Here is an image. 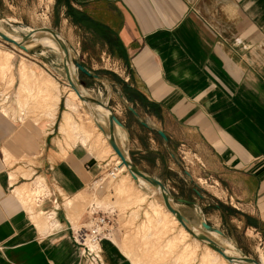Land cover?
I'll return each instance as SVG.
<instances>
[{
	"label": "crops",
	"instance_id": "1",
	"mask_svg": "<svg viewBox=\"0 0 264 264\" xmlns=\"http://www.w3.org/2000/svg\"><path fill=\"white\" fill-rule=\"evenodd\" d=\"M15 2L0 0V6L8 5L12 11V15L4 16L0 7L1 21L12 28L43 27L23 23ZM70 3L81 19L90 22L91 29L72 23L65 13L61 27L54 28L76 48L74 52L83 64L99 76L90 78L75 71L84 94L108 104L122 122L116 124L115 136L124 154L143 172L165 184L175 205L195 229L226 248L231 243L237 255L257 258L264 264V0ZM68 26L71 32L62 29ZM17 33L23 38L28 32ZM35 41L36 37L27 42V47L31 46L27 52L9 43L15 54L11 98L16 95L18 100L19 66L25 58L39 73L27 82L38 84L44 91L40 78L49 76V80H43L52 78L58 83L60 99L54 109L46 111L47 117L7 116L0 110V264H86L82 247L73 238L72 229L77 224L72 226L66 212L50 232H41L46 229L40 223L41 215L29 208L33 195L23 193L30 184L26 180L42 174L51 194L58 198H72L90 187L100 194L110 191L113 204L101 211L115 213L113 233L118 238L124 236L125 229L118 221V209L112 210L118 201L114 196L131 195V179L139 185L128 170L116 186L120 177H107V170L113 169L120 157L103 139L98 147L101 155L92 150L99 131H104L95 121L93 107L87 103L83 107L79 96L74 103L88 126L95 125L92 120L96 122L95 136L89 141L92 133L80 127L77 114L78 121L74 116L65 117L73 89L66 78L63 55L51 46L35 45ZM95 111L102 125L100 116L105 119L108 129V119ZM68 128L79 130L76 143L65 134ZM8 153L17 161H36L37 170L25 177L19 172L24 167L8 166ZM15 172L20 175L18 180H14ZM141 181L157 191L146 180ZM52 201L51 195L44 198L39 208L51 210ZM158 201L151 203L148 215L155 216L159 223L171 217L180 224L165 203ZM91 208L100 210L97 202ZM91 217L87 214L82 220ZM202 220L225 235L213 236L202 229ZM180 229L182 235L191 236L183 232L181 224ZM180 239H172L171 245ZM192 239L198 241L203 253L223 257L206 243ZM120 244L103 240L106 264H136L134 255H127L133 253ZM189 247L185 243L187 256L194 254ZM137 264L143 262L138 259Z\"/></svg>",
	"mask_w": 264,
	"mask_h": 264
},
{
	"label": "rangeland",
	"instance_id": "2",
	"mask_svg": "<svg viewBox=\"0 0 264 264\" xmlns=\"http://www.w3.org/2000/svg\"><path fill=\"white\" fill-rule=\"evenodd\" d=\"M0 7L2 8L1 10L2 15L4 16L12 15V11L8 9L10 8L8 5L3 4ZM15 8H20V11H18L17 14H18V18L22 20L23 23L41 25V26H51V27H55L54 25H59L58 27H61L60 26L61 16L65 13L67 17L71 19L72 23L83 25L87 29H91L90 22L81 19L79 15H77V12L74 9V7L71 5L70 0H16ZM0 28H3L11 33H15L16 35H18L17 32H19L20 30L26 32H32L34 30L29 27H23L21 29L17 27L12 28L10 25L4 23L1 20H0ZM62 29L65 30L66 32H71L70 26L66 28L63 27ZM44 35H51V34L49 32H44L41 33L40 35H37L36 39L37 38L43 39ZM0 42H1L0 44L1 55L2 56L8 55L9 57H11L10 62L7 64V66L2 67L0 65V110L6 113L7 116L13 114L14 116H18L21 118H26L32 115H35L37 117H41L42 115L43 117L49 116V112L46 111L52 110L53 106H56L58 104V100L60 99V98L58 99V96L60 97V87L58 83L55 80H53L57 83V87L55 86L54 91L51 93L49 90H45V91L40 90L41 88L39 87V85L33 82H28L26 87H23L22 78H21L20 88L18 92V100H16V95L13 98H11L10 90L12 88V85L14 84V80H13L14 66L12 65V61L15 60L14 59L15 54L11 51L10 48L11 45L9 43H5L1 40ZM21 51L23 50L21 49ZM117 52H118L117 54L120 55L119 51ZM58 53L60 55H64V52H58ZM9 54H12V56H10ZM21 61L19 66L20 68L23 63H25L30 68L32 67V64L28 65V61L25 58H21ZM10 64L12 66H9ZM109 64L110 63H108L107 65L106 63L105 65L108 67H112ZM48 77L49 76L46 77L43 76V79L49 80ZM74 100L79 101V98L75 97L70 90V96L67 100V103L68 105L73 104L75 106L76 110L74 113V118L76 121H78L75 117L77 114V116L80 118V121H78L80 127L92 133L91 137L89 138V141H91L93 136H95V130L98 129V127L94 122H92V124L95 125H91V126H88L85 123L84 120L85 116L81 115L79 107L74 103ZM16 101L18 102V105L16 104ZM19 102H21V104ZM83 114H85V112H83ZM51 115L55 117L54 112ZM76 133H80L79 130L73 132L71 128H68L65 134L71 139H73V143L74 142L76 143L77 142V137L75 135ZM103 134L105 135V133L100 130L97 139L91 144L92 150L96 152L98 156L101 155V152L99 151L98 147L99 145H101L100 141L102 139L103 142H105L107 146L110 148V145L108 144L109 141H107L108 139L106 140V135L104 136ZM10 155L11 154L8 153L6 157V163L8 164V166L13 169H18L20 166L24 167L23 170L22 168H19L21 169V171L19 172L25 177H30L28 176V174H33V172L37 170L38 164L36 161H32V160L17 161L16 159L12 158ZM118 160L119 163L122 162L120 158ZM32 166L34 167V169L32 168ZM28 168L30 170H28ZM122 171L125 172L126 174L125 170ZM15 173L17 174V176L14 177V180H18L20 178V175L17 172ZM41 175L42 174H35V176H32L33 178L31 180H26V181L30 182V185L33 186L39 180V177H41ZM121 178H123V173L121 174L120 178L115 182V186L119 183ZM129 185L133 189V190L131 189V195L129 194L120 195L119 192H116V194L120 196H116V195L114 196L118 201L114 205L115 209L114 208L112 209V210L118 209V213H119L118 221L120 225L125 229V234L121 238H118L116 235L114 236L113 234L112 238L108 240H113L116 243L119 242L121 243L120 244L121 247L123 245V248L126 247L128 251L130 250L133 254H127V255L130 258L133 257L134 255L133 260L135 261L136 264L138 263V259H140L143 262V264H201L203 255L207 257L210 256L212 257V259H215L213 264H225L224 257H221V259H217L216 257L210 255V253H203V251L200 250L202 248L200 247L198 241L192 239L193 238L192 235L187 237L182 235L180 224L175 223L171 217L166 218L168 223L167 221H163L159 223V220L155 216L148 215L146 211L152 212L151 203H156V204L159 203L158 200L156 199V196L154 194H150L148 191L145 192L143 188L136 186L135 182L132 179L129 182ZM134 190L139 191L140 193L139 194L137 193L138 195L134 194L133 193ZM52 194L50 189L48 188L47 190L41 192V194L33 195L32 198L38 200V198L40 197L49 198L51 195V199L53 200L52 204L54 205L51 207V209L54 208L57 204L60 205L59 209H57L58 212L57 219L59 218L58 221H60L61 216H64L66 212L68 214V217L73 222L72 226L74 225V223L77 224L76 228L73 226L75 230H78L79 228H81V226H89L88 223H90L91 219L82 220V217L86 216L87 214H90L91 210L89 208L92 204H94V202H97L96 199L103 200V202L100 204L97 202L98 206H100V210L105 209L107 206H110V204H113L111 203L113 195L110 191L106 192L107 196H104L103 198L102 195H106V194H100L91 187L88 188L86 191L79 193L80 195L82 194L85 196H80L70 201L69 207H66V202L69 199L66 195L63 196L64 198L61 197L58 198V196ZM55 201H59V202H55ZM182 230L187 231L184 228V226H182ZM175 238L176 239L182 238V239H180L176 245L174 244L171 245L172 239L175 240ZM192 242H195V244L193 245ZM185 243L190 244V247L194 249V254L192 253L188 256H184ZM209 252H213V251L209 250ZM214 253L218 254V252L216 251ZM102 259L104 261V264H106L103 245H102ZM211 262L212 261H210L209 264H211ZM86 264H91V263H89L86 260Z\"/></svg>",
	"mask_w": 264,
	"mask_h": 264
},
{
	"label": "water",
	"instance_id": "3",
	"mask_svg": "<svg viewBox=\"0 0 264 264\" xmlns=\"http://www.w3.org/2000/svg\"><path fill=\"white\" fill-rule=\"evenodd\" d=\"M44 32H49L54 36V38L57 40V42L60 44L64 55H63V65H64V70L66 73V78L67 81L70 85V87L76 91L80 99L87 104L91 105L93 107V114L95 117V121L97 122L98 126L105 132L107 135V139L111 146L114 148L115 152L118 154L120 157L122 163L126 165L128 171L131 173L132 177L138 181L139 177L143 178L147 182H149L152 186H154L156 189L160 190L164 203L167 207V209L172 212L176 218L179 220V222L188 230V232L195 237L196 239L206 243L209 245L212 249H214L216 252H218L220 255H222L226 260H228L231 264H262V262L253 257L249 256H236V255H231L227 252L226 247L220 244L218 241H216L214 238H212L209 234L196 230L194 226L191 225V222L189 219L177 208L175 205V198L170 192V190L165 186V184L143 172L139 167H137L130 159L127 158V156L124 154L122 149L117 143L116 136H115V126L117 125H122V122L119 120V118L116 116L114 113L113 109L108 105L99 100L96 97H92L89 95L84 94V92L81 90L80 86L82 85V82L79 80V78L76 76L75 71H78L80 73H83L87 75L90 78H98L99 76L92 71H90L80 60L79 56H72L70 52V48L74 51H76V48L68 43L65 39L61 37V33L54 27L51 26H43L40 28L34 29L32 32H28L22 40H17L16 38H13L9 35H7L4 31L0 30V39L14 44L23 51H29L27 47V42L36 37L37 35H40L41 33ZM75 67V70L74 68ZM95 106H92L94 105ZM97 109L102 115H104L108 119V124H109V132H106L105 128L103 125L99 122L97 119V113L95 111ZM132 111L135 112L133 108H131ZM136 113V112H135ZM159 133L167 139L166 134L163 131H159ZM202 227L207 230L210 233H217L222 236H224V232L220 230L219 228L211 225L208 223L206 220H202L201 222Z\"/></svg>",
	"mask_w": 264,
	"mask_h": 264
},
{
	"label": "bare ground",
	"instance_id": "4",
	"mask_svg": "<svg viewBox=\"0 0 264 264\" xmlns=\"http://www.w3.org/2000/svg\"><path fill=\"white\" fill-rule=\"evenodd\" d=\"M0 30H2V31H4L7 35H9V36H11V37H13V38H16L17 40H22V38L19 36V35H16L15 33H11V32H9V31H6L5 29H3V28H0ZM61 37L63 38V39H65L62 35H61ZM66 40V39H65ZM36 43H38V44H42V45H44V46H46V47H49V46H51L52 48V50L53 51H55V52H63V50L60 48L61 46H60V44L57 42V40L54 38V36H52V34L51 35H46V36H44V38L43 39H39V38H37L36 39V41H35V45H36ZM32 46H34V45H32ZM31 46H29L28 48H30ZM70 52H71V54H72V56H76V53L74 52V50H72L71 48H70ZM4 55V54H3ZM10 56H12V54H9ZM10 59H11V57H9L8 55H5V56H2L1 55V53H0V65L2 66V67H4V66H7V64L10 62ZM22 62V61H21ZM9 66H12L11 64L9 65ZM74 68V70H75V67H73ZM7 69V68H6ZM43 72V71H42ZM20 73H21V78H22V86L23 87H26V85H27V81L29 80V79H34L35 77H36V74H39L34 68H30V67H28L25 63H23L22 64V66H21V68H20ZM13 80H14V78H13ZM40 81L41 82H39L40 84H41V86H42V88H43V90L45 91V90H49L51 93L54 91V89H55V86L57 87V83L55 82V81H53V79L51 78L50 79V81H44L42 78H40ZM12 82V81H11ZM84 91L88 94V91L86 90V89H84ZM47 92V91H46ZM71 93H73L74 94V96L75 97H77L78 98V94L76 93V91L75 90H71ZM55 94V93H54ZM46 96V95H45ZM58 96V95H57ZM60 97L58 96V99H59ZM80 98V97H79ZM81 100V99H80ZM26 102V101H25ZM58 102H59V100H58ZM81 102H82V105H83V107H84V104H86V102H84V101H82L81 100ZM20 104H21V102H19ZM26 105V104H25ZM86 106V105H85ZM75 110H76V108H75V106L73 105V104H69L68 105V110H66L65 111V117L67 118V119H71L73 116H74V113H75ZM89 115H90V113H89ZM100 119H101V121H102V123H103V127L105 128V130H106V132H109V130L105 127V126H107V124H106V121H105V119L102 117V116H100ZM92 120V119H91ZM92 122H93V120H92ZM95 122V121H94ZM96 123V122H95ZM77 125H73V128H75ZM104 135V134H103ZM106 135V134H105ZM104 135V136H105ZM121 135V134H120ZM103 136V137H104ZM106 140H107V135H106ZM108 141V140H107ZM84 143H86V141H85V139H84V141H83ZM109 144V143H108ZM110 145V144H109ZM122 145H123V142H122ZM116 164L119 166V168L121 169V171L122 170H125V171H127L128 169H127V167H126V165H124L122 162H120L119 163V160L117 159L116 160ZM122 164V165H121ZM123 172V171H122ZM130 173V172H129ZM131 174V173H130ZM40 176V175H39ZM38 177V176H37ZM38 179V178H37ZM143 178H141V177H139V179H138V181H136L137 183H138V185H139V187H141V188H144V189H147L148 190V192L149 193H152V194H154L155 196H156V198L158 199V200H161V201H163L164 202V200H163V196H162V194H161V192H160V190H158L157 189V191H153V190H150V189H148L147 187H145L143 184H142V180ZM35 182V181H34ZM33 183V182H32ZM49 187H48V184H47V181H46V178H45V176H41V177H39V180L35 183V185H33V186H31L30 184H28V185H26L24 188H23V193L24 194H27V195H38V194H41V192H43V191H45V190H47ZM48 192V191H47ZM44 195V194H43ZM80 196H85V195H80V194H78V195H76V196H74V197H72V198H69L68 199V201L66 202V207H69L70 206V201H72L73 199H75V198H78V197H80ZM38 197H40V196H38ZM36 198V197H35ZM43 200H44V197L42 198V197H40V198H38V200L37 199H34V202H33V205L32 206H30L29 208H30V210H33V211H37L40 215H41V221H40V223L41 224H43L44 225V227L46 228L45 230H44V228H43V230L41 231V232H50L54 227H55V225L58 223V221H57V209H59V204H57L54 208H52L51 210H49V211H46V210H44V209H42V208H39V205L41 204V202H43ZM97 200V202L100 204V203H102L103 202V200L102 199H96ZM56 202V201H55ZM159 202V201H158ZM162 203V202H161ZM163 206V205H162ZM165 207V206H164ZM167 211V210H166ZM157 214H159V213H157ZM176 217V216H175ZM166 218V217H165ZM161 219V218H160ZM162 220H163V218H162ZM179 221V220H178ZM181 224V223H180ZM182 225V224H181ZM183 226V225H182ZM77 227V225L75 226V228ZM185 228V227H184ZM186 229V228H185ZM202 229H204V228H202ZM196 230H199V229H196ZM205 230V229H204ZM185 234H189L188 233V230L187 231H183ZM212 235L213 236H217V237H219V235L220 234H217V233H212ZM227 243V242H226ZM228 244V248H226V250H227V252L229 253V254H231V255H236V256H238L237 255V253H236V249H235V247L231 244V243H227ZM184 256H187L186 255V251H184ZM210 257V256H209ZM207 257V256H205V255H203V257H202V262H201V264H209V262L210 261H212L211 262V264H213L214 263V260L215 259H212V257ZM264 257V256H263ZM209 258V259H208ZM224 261H225V264H228V260H226V259H224ZM264 261V260H263Z\"/></svg>",
	"mask_w": 264,
	"mask_h": 264
},
{
	"label": "built area",
	"instance_id": "5",
	"mask_svg": "<svg viewBox=\"0 0 264 264\" xmlns=\"http://www.w3.org/2000/svg\"><path fill=\"white\" fill-rule=\"evenodd\" d=\"M122 173L119 166L115 164L113 169L107 170V177L117 180ZM95 208H91L90 214L92 218L90 223H88L89 226H81L78 230L73 229V238L82 247L83 256L89 263L104 264L102 242L105 239L112 238L115 220L113 214L96 210Z\"/></svg>",
	"mask_w": 264,
	"mask_h": 264
},
{
	"label": "trees",
	"instance_id": "6",
	"mask_svg": "<svg viewBox=\"0 0 264 264\" xmlns=\"http://www.w3.org/2000/svg\"><path fill=\"white\" fill-rule=\"evenodd\" d=\"M73 10V9H72Z\"/></svg>",
	"mask_w": 264,
	"mask_h": 264
}]
</instances>
